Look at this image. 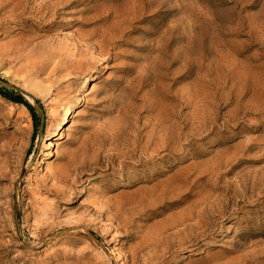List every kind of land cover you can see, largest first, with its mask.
<instances>
[{
  "label": "rangeland",
  "instance_id": "obj_1",
  "mask_svg": "<svg viewBox=\"0 0 264 264\" xmlns=\"http://www.w3.org/2000/svg\"><path fill=\"white\" fill-rule=\"evenodd\" d=\"M24 4L0 0V87L36 111L34 128L0 95V264H264V0H176L138 14L81 71L72 58L96 40L85 34L122 2L23 14ZM166 111L181 135L162 147ZM128 140L143 158L118 156ZM66 172L74 182L62 191ZM157 184L171 195L160 199ZM216 204L227 206L201 234L151 258L138 246L149 229Z\"/></svg>",
  "mask_w": 264,
  "mask_h": 264
},
{
  "label": "bare ground",
  "instance_id": "obj_2",
  "mask_svg": "<svg viewBox=\"0 0 264 264\" xmlns=\"http://www.w3.org/2000/svg\"><path fill=\"white\" fill-rule=\"evenodd\" d=\"M13 1V0H10ZM22 0H15V2H21ZM25 4L23 6L22 13L29 12L33 10L34 8L41 7L42 9H48L50 8L52 11H54V8L56 6L65 3L69 0H24ZM176 0H120L122 2L121 6H123V9L119 11V14L117 13H110L108 16L95 20V23H98V28L92 29L89 32L85 34V36H88L89 38H96L94 42L90 44H86L85 48L80 50L79 54L80 57L76 58L73 57L71 63H76V68L81 71L84 66L91 65L94 60V52L96 51L97 54H102L105 52V47L107 43H110L112 40L110 33H121L123 31V25L130 23L131 19L134 18L138 14H145L147 12H151L157 9L161 8H169L170 4L172 2H175ZM109 17V18H108ZM120 17V18H118ZM200 16L195 14V20L199 23ZM90 19V18H89ZM110 19V21L108 20ZM88 20V18L86 19ZM111 23V28H110ZM107 25V30H104L103 27ZM182 25H177L180 27ZM189 25V24H188ZM111 29V32H110ZM200 29L199 25H191V29H189V37L187 43L190 45L187 46V48L191 51L192 54H198L200 50V45L196 43L198 37H197V30ZM192 31V34L190 35V32ZM92 48V50H90ZM204 52L206 54H212L214 56V52L211 49H207L206 47L202 48V51L200 54ZM83 59V61L81 60ZM68 60V59H67ZM70 60V59H69ZM175 60H180V57ZM194 62H198V59L193 60ZM53 62H48L45 66H50ZM199 63V62H198ZM73 66V65H71ZM57 67V64L53 66V70H55ZM201 67L200 64L195 65V69H199ZM221 70V74L227 75L230 71L228 70V65H219L215 64L214 71ZM77 73V72H74ZM95 78L94 74H91L88 76L87 81L84 84V92L83 96L87 94V90L90 87L89 81H92ZM178 99V104L181 105V101ZM83 102L81 101H75L72 102V105L66 110V115L64 116L63 123L61 126H59L58 131L54 130L52 131L51 135L49 136V139L53 138L54 136L58 135L60 133V137L63 135L65 124L69 122L71 115L75 112V108L79 105H82ZM164 116V122H162L159 125V129H157V137L159 138L160 145L162 147H166V145L170 141L176 140L181 134H178L176 130H171L170 126H173L175 123L172 122L171 117L175 116L172 113L166 111ZM177 118V117H175ZM153 142V141H152ZM151 142V143H152ZM123 148L126 147L125 151H122L118 156L121 154H124L129 157L136 156L139 154V158H143V149L145 146H141L139 141L134 142H124L122 144H119ZM51 151L46 152V156L51 155ZM162 158H164L162 156ZM118 159V158H117ZM85 163H82V165ZM59 180L63 183L60 187V190L66 191L67 185H72L74 180L71 179L69 174L66 173H59L58 174ZM169 186L157 184L155 190L159 191L161 198L164 199V197H168L171 195V190L167 191ZM169 193V194H167ZM218 201H216L217 203ZM204 202H201V205H203ZM227 205L222 206L221 204H216L213 206H202L199 209H193L191 208V213L188 216L175 219L172 223L168 225L161 224L159 227L149 229L147 233L145 234V238L139 243V247L141 250L145 249V253H147V256L149 258L158 256L160 253H163L169 246L175 244L176 242H179V238H189L194 235L201 234L206 227H208L210 224L214 222V218L219 216L220 211L224 210ZM213 208L218 209L216 212L212 210ZM223 208V209H222ZM221 211V212H222ZM210 217V222L205 221V216ZM188 229L187 231H185ZM170 230V232H169ZM182 234L181 237L178 235ZM178 240V241H176ZM160 252V253H159ZM146 258V257H145Z\"/></svg>",
  "mask_w": 264,
  "mask_h": 264
},
{
  "label": "trees",
  "instance_id": "obj_3",
  "mask_svg": "<svg viewBox=\"0 0 264 264\" xmlns=\"http://www.w3.org/2000/svg\"><path fill=\"white\" fill-rule=\"evenodd\" d=\"M0 95L3 96L4 98H6L9 101L23 104L28 109V111L30 112L31 117H32L33 126L35 128V125H36V111H35L34 107L32 105H30V103H28L27 101H25L22 98L20 93H18V92L14 93L13 91H11L9 89H4V88L0 87ZM36 102L38 103L39 101L36 100Z\"/></svg>",
  "mask_w": 264,
  "mask_h": 264
}]
</instances>
